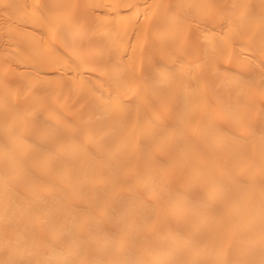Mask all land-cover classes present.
<instances>
[{
    "label": "bare ground",
    "instance_id": "obj_1",
    "mask_svg": "<svg viewBox=\"0 0 264 264\" xmlns=\"http://www.w3.org/2000/svg\"><path fill=\"white\" fill-rule=\"evenodd\" d=\"M0 264H264V0H0Z\"/></svg>",
    "mask_w": 264,
    "mask_h": 264
}]
</instances>
